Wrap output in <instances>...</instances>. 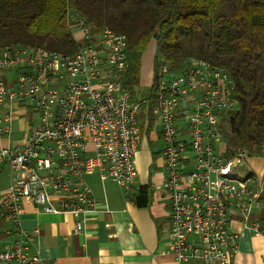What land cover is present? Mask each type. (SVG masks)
<instances>
[{
	"label": "built area",
	"instance_id": "1",
	"mask_svg": "<svg viewBox=\"0 0 264 264\" xmlns=\"http://www.w3.org/2000/svg\"><path fill=\"white\" fill-rule=\"evenodd\" d=\"M68 21L79 44L73 55L20 45L0 49V166L10 176L0 191V218L11 223L0 234V264H42L34 232L20 226L23 204L72 214L79 234L84 216L99 211L88 176L110 179L128 198L137 175L141 121L149 120L143 108L153 84L145 98L123 86L124 34L93 33L75 12ZM233 90L227 73L201 60L180 73L158 72L151 112L164 175L157 190L168 200L167 252L176 264H233L235 216L264 243V183L245 150L226 154L222 118L237 105ZM22 119L28 124L20 129ZM16 131L22 134L10 141L6 136Z\"/></svg>",
	"mask_w": 264,
	"mask_h": 264
},
{
	"label": "trees",
	"instance_id": "2",
	"mask_svg": "<svg viewBox=\"0 0 264 264\" xmlns=\"http://www.w3.org/2000/svg\"><path fill=\"white\" fill-rule=\"evenodd\" d=\"M69 12L93 33L109 29L126 36L128 68L122 83L132 95L140 86L143 54L155 42V82L143 108L149 118L144 131L153 123L158 72L180 73L192 59L201 60L222 69L234 84L237 105L222 118L227 157L239 150L264 157V0H0V49L20 45L73 55L79 44ZM128 198L138 208L148 206L149 186Z\"/></svg>",
	"mask_w": 264,
	"mask_h": 264
},
{
	"label": "crops",
	"instance_id": "3",
	"mask_svg": "<svg viewBox=\"0 0 264 264\" xmlns=\"http://www.w3.org/2000/svg\"><path fill=\"white\" fill-rule=\"evenodd\" d=\"M154 51L155 46L152 52L146 56L143 54L142 66L151 67ZM141 77L142 73L140 81ZM152 81L149 77L146 90H149ZM138 95L145 98L148 92ZM141 126H146L143 120ZM153 127L154 121L149 131L141 129V143L135 156L137 175L130 184L132 195L140 186H149L151 200L148 206L138 208L110 179L101 180L98 173L88 176L87 181L99 202V211L84 216L83 230L79 234L75 233L77 218L72 214H47L23 204L20 226L27 232H34L33 251L42 264H176L173 255L167 252L168 200L157 190L164 175L161 159L163 144L159 128ZM247 163L257 177L264 176V157H252ZM5 170L6 166L1 165L0 175ZM5 173L0 191L10 181L8 170ZM259 215L264 217V213ZM10 227L8 219L0 218L1 235ZM230 228L238 235V254L234 264H262V238L253 234L239 216L234 217ZM183 264L202 263L191 261Z\"/></svg>",
	"mask_w": 264,
	"mask_h": 264
},
{
	"label": "rangeland",
	"instance_id": "4",
	"mask_svg": "<svg viewBox=\"0 0 264 264\" xmlns=\"http://www.w3.org/2000/svg\"><path fill=\"white\" fill-rule=\"evenodd\" d=\"M90 27V26H89ZM90 30V29H89ZM155 46V42L154 41H151L150 42V44H149V46H148V48H147V50L144 52V54H145V56L149 53V52H152V50H153V47ZM141 73H142V77H141V81H140V86H139V88H138V90H137V94H146V92H147V83H146V81L148 80V78L150 77L153 81H154V76H153V73H152V71H151V67H150V65L148 66V67H146L145 66V64L142 66V64H141ZM141 75V74H140ZM144 76H145V78H144ZM157 77H158V74H157ZM157 80H158V78H157ZM152 81V82H153ZM155 82V81H154ZM156 85H157V82H156ZM148 86H149V84H148ZM142 97V96H141ZM28 124V120H26V119H22L21 121H18L17 122V126H19L20 127V129H23L24 127H26V125ZM20 134H22V132L21 131H16V134L15 133H13V135H11V136H6V137H8L9 138V140L10 141H13L18 135H20ZM255 160H257V159H255ZM7 170H5L4 171V173H2L1 175H0V187H2L3 186V184H4V181H5V175H6V172ZM261 180L263 181V183H264V176L261 178ZM261 229H263V227H261ZM236 250H237V252H236V254L234 255L235 257H236V255L238 254V240L236 241ZM234 262H235V258H234ZM234 264V263H233ZM262 264H264V255H263V258H262Z\"/></svg>",
	"mask_w": 264,
	"mask_h": 264
},
{
	"label": "bare ground",
	"instance_id": "5",
	"mask_svg": "<svg viewBox=\"0 0 264 264\" xmlns=\"http://www.w3.org/2000/svg\"><path fill=\"white\" fill-rule=\"evenodd\" d=\"M152 84H153V82H152Z\"/></svg>",
	"mask_w": 264,
	"mask_h": 264
}]
</instances>
